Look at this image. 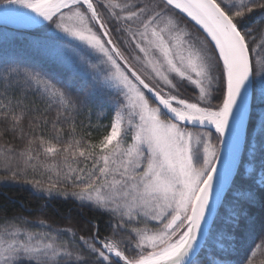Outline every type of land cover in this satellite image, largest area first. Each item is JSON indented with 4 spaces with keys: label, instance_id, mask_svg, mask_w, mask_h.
Masks as SVG:
<instances>
[{
    "label": "snow or ice",
    "instance_id": "6c2138e0",
    "mask_svg": "<svg viewBox=\"0 0 264 264\" xmlns=\"http://www.w3.org/2000/svg\"><path fill=\"white\" fill-rule=\"evenodd\" d=\"M3 3L37 34L71 38L62 55L80 85L74 98L68 80L0 65L15 80L0 94V137L21 142L0 147V184L100 212L106 234L98 217L87 235L31 232L18 226L30 223L25 217L0 208V264H233L247 239L235 264H252L253 245H264V111H254L257 99L264 105V43L253 35L264 27V0ZM9 87L20 95L9 99ZM80 106L114 112L98 143L75 139L74 124L61 142L59 125ZM49 125V138L37 134ZM41 153L85 163L61 172ZM38 169L55 179H26Z\"/></svg>",
    "mask_w": 264,
    "mask_h": 264
},
{
    "label": "trees",
    "instance_id": "16d2710c",
    "mask_svg": "<svg viewBox=\"0 0 264 264\" xmlns=\"http://www.w3.org/2000/svg\"><path fill=\"white\" fill-rule=\"evenodd\" d=\"M0 4H4L3 0H0ZM259 15V12L256 13ZM37 28L32 29H15L0 26V65L5 60H8L12 66L19 64L21 68L25 70L36 69L45 74L55 76L57 79L68 80L74 85L73 97L78 94L80 80L70 73L66 68V61L62 55V51H67L72 48L71 44H64L68 39L55 40L49 39L52 33L40 32L37 34ZM191 28V26H189ZM253 35L256 37L257 45L264 43V27L258 29ZM70 55V53H69ZM260 58H264V50L259 53ZM6 81L12 83L15 82L14 74L5 73L0 69V94L4 93L5 87H8ZM258 90V89H257ZM192 94L191 88L188 89V95ZM9 99L13 95H20L19 92L13 93L12 89L8 88ZM31 98V93H28ZM2 99V96H0ZM27 103V101H25ZM254 111L260 113L264 111V105H262L257 99L254 104ZM55 114L53 109L51 115ZM114 116V112L109 108H99L92 106H80L78 110L70 113V120L62 123L59 127L65 129V133L62 137V143L67 142L73 137L69 135L70 125L75 126L74 138L83 140L84 142H91L93 144L98 143L99 139L108 133L109 125ZM51 126L43 130L41 133L39 130L37 134H43L45 138H49ZM213 132V140L215 141L214 129H206ZM6 143L11 144L17 148L20 147L21 142L13 140L10 136L0 137V147H3ZM83 146V145H82ZM65 154L61 153L55 157H45L41 153V160L45 164H55L62 172L66 169L68 164L72 167H83L85 161L80 158L73 160L69 157L67 163L64 159ZM4 160L3 152H0V163ZM90 164V162H89ZM15 166V163L13 164ZM39 174L33 175L31 172L27 175L26 179L42 180L45 184L48 182L47 177L53 175L50 172H42L38 169ZM7 175L2 169H0V176ZM22 179H25L22 177ZM70 191L71 188L65 185ZM46 205V206H45ZM23 206V207H22ZM0 208L6 210V214L10 217L13 214H21L25 217L29 224H20L18 226L25 228L27 231L45 233L50 232L53 229L63 230L66 228H74L80 235H87L88 232L84 229L88 227L87 221L92 217H98L101 220V234H106L103 228V221L106 217L102 216L100 212H94L87 207L81 208L72 199H49L45 200L44 197L35 195L32 188L25 184L9 183L7 185L0 184ZM24 209H27L26 211ZM5 213L0 212V230L3 229V217ZM43 221V226L40 222ZM51 225V228L47 227ZM259 226L256 230L255 244H260L259 239ZM55 234V233H53ZM252 243V239L241 241L237 252L233 253L234 262L245 254L248 245ZM252 251L255 255L252 258V264H264V245L256 248L253 245Z\"/></svg>",
    "mask_w": 264,
    "mask_h": 264
},
{
    "label": "bare ground",
    "instance_id": "6f19581e",
    "mask_svg": "<svg viewBox=\"0 0 264 264\" xmlns=\"http://www.w3.org/2000/svg\"><path fill=\"white\" fill-rule=\"evenodd\" d=\"M19 8V6H18ZM5 8L0 7V18L5 19L6 21L11 22L12 24H14L15 26H19V27H32V25L26 23L25 21L19 19L18 17H16V13L9 9L7 11L4 10ZM12 9H17V8H12ZM21 11H27L26 9H20Z\"/></svg>",
    "mask_w": 264,
    "mask_h": 264
},
{
    "label": "water",
    "instance_id": "95a60500",
    "mask_svg": "<svg viewBox=\"0 0 264 264\" xmlns=\"http://www.w3.org/2000/svg\"><path fill=\"white\" fill-rule=\"evenodd\" d=\"M0 26H5V27H12V28H16V29H21V28H27V27H19V26H15L14 24H12L11 22L9 21H6L5 19L3 18H0ZM34 26V25H33ZM227 145H224V146H221V157H222V161H221V164L218 165V167H223V157L224 155L227 153Z\"/></svg>",
    "mask_w": 264,
    "mask_h": 264
},
{
    "label": "rangeland",
    "instance_id": "374dc122",
    "mask_svg": "<svg viewBox=\"0 0 264 264\" xmlns=\"http://www.w3.org/2000/svg\"><path fill=\"white\" fill-rule=\"evenodd\" d=\"M0 7H2V8H6V7H8V6H6L5 4H0ZM11 8H18V5H12V6H10ZM62 35V34H61ZM65 39H68V38H65ZM69 39H71V38H69ZM64 44H66V42H63V45ZM127 119H128V116H127V114H125V122L127 121ZM129 143H130V140H129ZM233 264H235V262L233 261Z\"/></svg>",
    "mask_w": 264,
    "mask_h": 264
}]
</instances>
